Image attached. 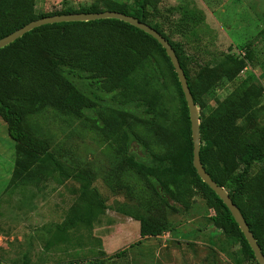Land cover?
Segmentation results:
<instances>
[{
	"label": "rangeland",
	"instance_id": "374dc122",
	"mask_svg": "<svg viewBox=\"0 0 264 264\" xmlns=\"http://www.w3.org/2000/svg\"><path fill=\"white\" fill-rule=\"evenodd\" d=\"M99 2L104 10L112 0H36L37 12L82 8ZM135 7L134 0H113ZM148 22L184 48L183 63L194 87L204 65L214 66L226 54L244 56L246 67L232 80L222 77L203 93L204 114L234 89L246 90L252 108L242 111L235 121L242 126L245 140L259 139L264 126V0H158L150 7ZM62 69L82 90L86 84L98 91L85 73L72 69L56 58ZM104 94L103 103H109ZM26 129L48 141L50 151L65 165L92 180L99 191L104 212L92 228L81 223L68 229L66 238L56 242V224L75 214L81 205L80 182L55 175L40 174L37 185L11 181L16 160L26 151L7 130H0V264H258L243 255L238 238L226 236L214 226V211L196 191L189 208L168 197L179 211H173L150 188L130 163L171 167L166 155L180 160L187 149L174 143L157 126L144 121L147 107L131 108L120 142L106 139L88 118L37 102H27ZM86 116L95 114L86 110ZM136 135L138 137H136ZM138 139H136V138ZM263 162H255L256 173ZM239 171V170H238ZM149 219L162 226L157 236L139 234V220ZM122 251L120 254H117Z\"/></svg>",
	"mask_w": 264,
	"mask_h": 264
},
{
	"label": "trees",
	"instance_id": "16d2710c",
	"mask_svg": "<svg viewBox=\"0 0 264 264\" xmlns=\"http://www.w3.org/2000/svg\"><path fill=\"white\" fill-rule=\"evenodd\" d=\"M157 1L134 0L135 7L130 9L127 3L112 0L107 10L132 15L151 25L172 45L199 111L200 161L210 177L228 191L264 255V126L259 129L257 141L245 140L242 126L235 121L240 112L251 110V96L246 90L236 88L217 100L209 113L201 111L203 93L222 77L234 79L246 67V60L244 56L228 53L216 65H204L198 72L196 89L183 63L185 54L181 43L170 40L156 25L148 22L149 7ZM35 6L36 0H0V38L44 16L104 10L96 1L82 8L68 6L50 12H37ZM53 58L85 73L83 78L91 81L98 91L89 84H86L87 90L80 89L66 72L52 63ZM104 94H109V103H103ZM27 102H37L38 108L50 105L88 118L106 139L115 142H120L121 131L128 117L133 116L131 108L126 106L147 107L149 117L144 121L166 133L175 149H187V154L180 160H174L171 151L164 156L152 154L171 161V167L139 164L132 158L130 163L173 211L179 208L170 204L168 197L189 208L195 192H200L214 211V226L226 236L238 238L243 255L255 259L230 211L198 176L192 164L193 143L187 104L165 49L151 35L113 18L68 21L35 27L0 48V117L7 124L9 137L26 151L17 158L11 181L19 185H37L40 174L56 173L64 179L80 182L81 205L74 215L56 224L52 233L56 242H62L68 229L78 223L91 229L104 208L92 180L65 165L50 151L46 139L26 129ZM86 110H93L95 114L88 117ZM126 143L123 139L120 146L125 148ZM255 162H263V165L258 172L252 173ZM161 233L159 223L139 220L141 237Z\"/></svg>",
	"mask_w": 264,
	"mask_h": 264
},
{
	"label": "water",
	"instance_id": "95a60500",
	"mask_svg": "<svg viewBox=\"0 0 264 264\" xmlns=\"http://www.w3.org/2000/svg\"><path fill=\"white\" fill-rule=\"evenodd\" d=\"M105 18L122 20L137 27L140 30H143L144 32L148 33L153 38H155L165 49V52L169 57L172 66L176 72L189 112L191 138L193 143L192 164L198 176L217 194V196L222 200V202L226 205V207L230 211L232 217L234 218L235 222L238 224L241 232L243 233L245 239L247 240L249 246L251 247L254 257L258 262V264H264V255L255 237L250 231L249 226L243 214L241 213L239 208L233 203L232 199L228 194V191L224 187L218 185L210 177V175L206 172L205 168L203 167L200 161V131H199L198 107L193 99L185 72L182 66L180 65L179 59L172 45L160 32H158L151 25L138 20L136 17L132 15L125 14L115 10H103L99 12H70V13L48 15L26 23L22 27L0 38V48L13 42L14 40L21 37L26 32L30 31L31 29L44 24L68 22V21H90V20H98Z\"/></svg>",
	"mask_w": 264,
	"mask_h": 264
},
{
	"label": "crops",
	"instance_id": "0c3cea01",
	"mask_svg": "<svg viewBox=\"0 0 264 264\" xmlns=\"http://www.w3.org/2000/svg\"><path fill=\"white\" fill-rule=\"evenodd\" d=\"M4 128L5 130H7V124L6 122L0 117V130Z\"/></svg>",
	"mask_w": 264,
	"mask_h": 264
},
{
	"label": "built area",
	"instance_id": "2783aa9c",
	"mask_svg": "<svg viewBox=\"0 0 264 264\" xmlns=\"http://www.w3.org/2000/svg\"><path fill=\"white\" fill-rule=\"evenodd\" d=\"M263 93H264V91H263Z\"/></svg>",
	"mask_w": 264,
	"mask_h": 264
}]
</instances>
